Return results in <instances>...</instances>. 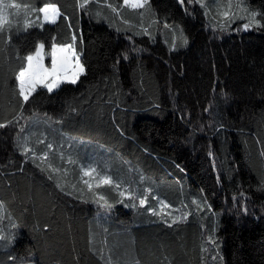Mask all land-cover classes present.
<instances>
[{
	"label": "trees",
	"instance_id": "16d2710c",
	"mask_svg": "<svg viewBox=\"0 0 264 264\" xmlns=\"http://www.w3.org/2000/svg\"><path fill=\"white\" fill-rule=\"evenodd\" d=\"M204 1L0 0V264H264V0ZM73 34L84 73L25 103L24 57Z\"/></svg>",
	"mask_w": 264,
	"mask_h": 264
},
{
	"label": "snow or ice",
	"instance_id": "6c2138e0",
	"mask_svg": "<svg viewBox=\"0 0 264 264\" xmlns=\"http://www.w3.org/2000/svg\"><path fill=\"white\" fill-rule=\"evenodd\" d=\"M125 5L131 7L132 9L143 8L147 4V0H124ZM183 3V0H180ZM89 0H77V6L80 9L86 8L88 5ZM15 7V5H12ZM4 7H8L5 5ZM231 6H229L230 8ZM39 13L43 14V20L40 21V26H43V23H51L55 24L57 22V18L61 15L60 10L51 3H45V5L39 8ZM115 11V9H113ZM221 15L225 19H229L232 15L231 11L222 12ZM256 13H252V19L250 23L244 24V29L247 30L249 27L256 25H260V21L256 19ZM67 19V17H65ZM6 20L0 19V25L6 23ZM36 22H28L25 23V29L27 27H31ZM168 27V25H165ZM180 39L183 44H187V38L183 36V33L180 34ZM76 41L75 34L72 35V43L69 44H61L57 45L55 42L51 45V51L45 52V45L44 43H39L36 46V50L33 53H30L24 57L25 63L19 68V71L15 73V81L17 82V91L18 96L23 99L25 103H27L32 97V95L37 91V88L42 86L48 90V92H52L54 89L58 88L60 84L64 82H69L72 84H76L80 75L84 73V67L80 63L79 57L75 51L74 44ZM175 43L173 44V48H175ZM46 55H50L51 57V67H45L44 58ZM127 56H125V59ZM8 123H11L9 121ZM6 124H0V128L6 127ZM49 148L52 145H48ZM25 152H28L29 149L25 148ZM47 154H45V158ZM95 173V169H88L84 171V175L92 176ZM52 177L50 176L49 179ZM87 183V182H86ZM114 182L111 177H102L99 179V183L97 187L102 185H112ZM119 187V185H116ZM57 187H60L58 184ZM91 189L92 185H88ZM121 196H124L125 193L121 192ZM104 201L102 207L111 208L112 205L109 204L103 196L98 198V201ZM146 203L145 199L140 200V204L144 205ZM195 203V201H193ZM163 207H167L163 201H161ZM151 211V209H150ZM154 215H159V213L153 211ZM187 214H185L186 218ZM163 219V217H161ZM180 219V218H177ZM175 222V221H174ZM2 238V237H0ZM111 264V262H108ZM117 264H120L117 261ZM126 264H134V262H126Z\"/></svg>",
	"mask_w": 264,
	"mask_h": 264
},
{
	"label": "rangeland",
	"instance_id": "374dc122",
	"mask_svg": "<svg viewBox=\"0 0 264 264\" xmlns=\"http://www.w3.org/2000/svg\"><path fill=\"white\" fill-rule=\"evenodd\" d=\"M204 2H206V3H213L214 5H216V6H218L219 5V3H221L220 1H218V0H205ZM123 4L125 5V2H124V0H123ZM127 6V5H126ZM129 7V6H128ZM131 8V7H130ZM4 8L3 7H0V19H3V20H5V13H4ZM243 26H244V24H243ZM242 26V28H241V30L242 31H246L245 29H244V27ZM248 30V29H247ZM33 53V52H32ZM78 55V54H77ZM79 57V56H78ZM81 63V62H80ZM44 64H45V67H48V68H50L51 67V57H50V59H49V62H47L46 61V56H45V58H44ZM55 90V89H54ZM88 169H90V168H85V169H83V174H84V171L85 170H88ZM92 169V168H91ZM86 176V175H85ZM86 178H88L89 180H97L96 179V174L94 173L92 176H86ZM100 178H102V177H100ZM88 180V181H89ZM99 180H97L96 182H98ZM164 202V204L165 205H167V207H163L162 206V204H161V201H160V203H159V208L163 211V212H165V214L166 215H168L171 219H175V220H178L177 218H180V219H182L185 215V211L184 210H180L179 209V211L178 212H175V213H173L171 210H169L168 208H169V205H168V203L167 202H165V201H163Z\"/></svg>",
	"mask_w": 264,
	"mask_h": 264
},
{
	"label": "crops",
	"instance_id": "0c3cea01",
	"mask_svg": "<svg viewBox=\"0 0 264 264\" xmlns=\"http://www.w3.org/2000/svg\"><path fill=\"white\" fill-rule=\"evenodd\" d=\"M42 20H43V14H42ZM74 48H75V46H74ZM35 50H36V49H35ZM75 51H76V49H75ZM34 52H35V51H34ZM76 53L79 54L77 51H76ZM79 55H80V54H79ZM79 55H78V56H79ZM79 59H80V57H79Z\"/></svg>",
	"mask_w": 264,
	"mask_h": 264
}]
</instances>
